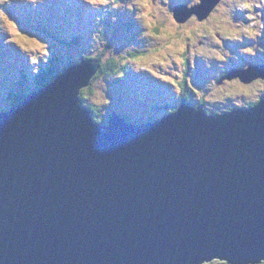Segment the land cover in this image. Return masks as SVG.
<instances>
[{"label":"water","instance_id":"water-1","mask_svg":"<svg viewBox=\"0 0 264 264\" xmlns=\"http://www.w3.org/2000/svg\"><path fill=\"white\" fill-rule=\"evenodd\" d=\"M98 68L71 65L0 112V264L264 262V99L102 124L80 103ZM229 74L250 83L264 65Z\"/></svg>","mask_w":264,"mask_h":264},{"label":"rangeland","instance_id":"rangeland-1","mask_svg":"<svg viewBox=\"0 0 264 264\" xmlns=\"http://www.w3.org/2000/svg\"><path fill=\"white\" fill-rule=\"evenodd\" d=\"M20 1L0 0V47L14 45L15 41L21 48L0 52V69H5L0 70V111L7 112L11 107L7 95L10 87L16 84L17 69L36 70L56 54L57 69L65 70L67 65L82 61L86 54L94 58L109 48L111 52L119 51L126 56H129L127 50L138 51V54L141 50L145 56L141 61H129L127 85L124 87L125 108L116 99L122 94L125 77H108L100 73L91 80L89 86L93 92L85 102L100 108V114L106 119L104 123L113 113H124L138 123L164 116L171 111L163 112V108L156 109L154 105L174 103L172 110H175L176 96L173 93L177 88L179 98L184 81L191 93L190 103H202L206 113L212 110L224 113L264 99V79H255L249 84L242 80L241 86L233 87L228 82L223 85V73H220V66L230 63L223 58V54H227V58L231 54L228 47L222 46L228 43L234 48V54L244 55L243 63L258 64L264 60V0L223 1L207 18L200 19L194 13L184 21H173L176 11L173 14V10L167 7L172 0ZM200 2L202 0L191 5L192 11L199 7ZM5 3L11 13L3 9ZM133 12L137 15L133 19L138 17L140 22L136 33H143L141 36L135 32L133 36L132 31L124 30L123 23ZM30 13L37 19L40 16L42 27L33 28L40 26L34 22V25H24ZM193 16L197 20L190 22ZM209 18L210 23L204 22ZM18 19L22 20V25L18 24ZM3 33H6L5 38H2ZM193 44L194 50L189 51L188 45L192 47ZM214 44L221 45L222 50L210 49ZM13 63L18 65L13 66ZM5 83L7 85L3 86ZM151 84L163 88L153 89ZM34 86V81L27 77L16 89L31 93ZM80 103L88 107L81 99ZM248 106L252 108L251 104ZM204 264L226 263L216 260Z\"/></svg>","mask_w":264,"mask_h":264},{"label":"trees","instance_id":"trees-1","mask_svg":"<svg viewBox=\"0 0 264 264\" xmlns=\"http://www.w3.org/2000/svg\"><path fill=\"white\" fill-rule=\"evenodd\" d=\"M173 14H174V12H173ZM172 19H173V21L176 19L175 14L173 15ZM38 21H39V19H37V17L35 18L31 15H30V19L25 20L26 23H32L31 25H34V24L37 25ZM176 21H178V20L176 19ZM33 22H34V24H33ZM139 23L140 22L138 20L130 18L126 24H123L124 30L128 31V32L132 31V34H134V32H135L136 35L141 36L143 33H140V34L138 32L136 33V29L139 26ZM26 27H27V25H26ZM155 28L158 29V27H155ZM46 31L47 30L45 29L44 32H46ZM141 40L144 41L143 39H141ZM106 50H107V52H104V49H103V51L100 52L98 55L93 56L94 59L98 60L100 65H101L100 70L95 75V77L100 73H104L108 77H114V75H119L120 77H125V81L123 83V90H121V92H120L122 94L119 97L117 96L119 104L121 105L122 108H125V106L123 105L124 100L126 102V97H124L125 96V93H124L125 88L124 87L127 85L126 77L128 76V69L130 67L129 61H131V60H133L134 62L141 61L142 57H144L145 54H143V52L141 50H139L140 54H138V51L127 50V51H129V56H126L122 52H119V51L117 53L111 52V48L106 49ZM89 57H91V56L88 54H86L84 56L85 59H90ZM57 61H58V56H56V54H54L51 57V59L48 60V63L46 65L41 64V66H39L37 68L38 70H37L36 75H34V76L32 75L34 77V80H33L34 85H35L34 91H36L40 88H43L44 86L51 83L63 71V70L57 69V67H58ZM28 73H29V71L27 69H23L21 71V74L19 75V78L17 79L15 85L22 84L23 80H25L27 78V76L31 77L30 75H28ZM133 86H134V84H133ZM92 92H93V90H92L91 86L84 87L80 93L81 101L83 100L84 105L86 104L90 108L95 121L104 124L106 119L100 114V112H99L100 108L98 106L94 107L93 104L85 102V98L88 97L90 94H92ZM180 93L181 94L178 93L179 94L178 100L181 102L190 103L191 93H190L189 88L186 85V81H184L183 84L181 85ZM27 95H29V93L24 92V91L23 92H16V93L12 94L10 96L11 97V106H15L16 104L21 103ZM173 105H174V103L173 104L169 103L164 108L167 111H171L174 108ZM154 106H156L155 108L157 109L158 105H154ZM235 109L236 108H232L228 111H225L224 113H228V112L233 111ZM202 110L206 115L224 114V113L217 112L216 110H212L211 113L208 112V114H207L206 113L207 110L205 109V111H204V106H202ZM122 116H124L128 121L138 123V121H136L135 119L133 120L132 118L126 116L124 113L122 114ZM222 262H224V261H222ZM262 264H264V262Z\"/></svg>","mask_w":264,"mask_h":264},{"label":"flooded vegetation","instance_id":"flooded-vegetation-1","mask_svg":"<svg viewBox=\"0 0 264 264\" xmlns=\"http://www.w3.org/2000/svg\"><path fill=\"white\" fill-rule=\"evenodd\" d=\"M223 1H230V0H221L219 3H218V5H217V8L218 7H220V4H222L223 3ZM199 2V0H193L192 2H191V0H172V3H171V5H169V6H167L168 7V9L170 10V11H172L173 10V12L176 10V8H177V5H184V9H192V7H191V5H193V4H196V3H198ZM216 8V7H215ZM175 9V10H174ZM192 16V15H191ZM197 20V18L195 17V16H193L191 19H190V22H192V21H196ZM204 22H206V23H210L211 22V20H210V18L208 19V20H206V21H204ZM219 37V36H218ZM202 41H204V42H206L205 40H203L202 39ZM225 43H228V42H225ZM189 46V51H193L194 50V44H193V46L191 47V45H188ZM222 46H226V47H228V49H229V43L228 44H225V45H222ZM188 48V47H187ZM217 48L219 49V50H222V47H221V45H217ZM210 49H212V50H214L215 51V49H216V47H215V44L213 45V46H211L210 47ZM234 55L235 54H230V56H229V58L227 59L226 58V56H227V54H223V58H225V61L226 62H229V60H233V58L232 57H234ZM241 65H237V64H230V63H227V64H225V65H223V66H220V73H223V80H224V84L223 85H226V83L228 82L229 84L231 83V86H241V85H239V84H241V79L240 78H237V77H234V78H232V79H229V78H227V73H228V71L229 70H231V69H234V68H238V67H240ZM218 69H219V67H218ZM258 80H260V81H263L262 79H258ZM256 81H254V83H255ZM254 83H252V84H254ZM236 87V88H237ZM232 91V90H231ZM264 95V94H263ZM262 98V97H261ZM257 103H258V101H257ZM251 104V106L250 107H253L256 103H248V104H246V105H244L243 107H246V108H249V106L248 105H250ZM202 104H200V106H201ZM235 108V107H234ZM168 113H170V112H168ZM168 113H166V114H168ZM165 114V115H166ZM154 120V119H153ZM152 121V120H151Z\"/></svg>","mask_w":264,"mask_h":264},{"label":"clouds","instance_id":"clouds-1","mask_svg":"<svg viewBox=\"0 0 264 264\" xmlns=\"http://www.w3.org/2000/svg\"><path fill=\"white\" fill-rule=\"evenodd\" d=\"M188 13H189V11H188ZM211 14V13H210ZM134 15L135 16H137L136 15V12H133V15H131L130 17H129V19L130 18H134ZM193 15V14H192ZM128 19V20H129ZM139 19V18H138ZM137 19V20H138ZM139 21V20H138ZM141 21V20H140ZM128 21L126 20V22H124L123 24H126ZM141 23H143L142 21H141ZM26 25H28L27 23H26ZM25 25V26H26ZM36 28V27H35ZM216 48H217V46H215ZM229 49H230V52H231V55L232 54H234L233 53V47L231 46V45H229ZM215 51H216V49H215ZM244 55H241V54H235L234 55V57H232L233 58V60H229V62L231 63V64H234V63H236V64H239V65H242V66H240V67H238V68H234V69H231V70H229V72L227 73L228 74V78L229 79H232V78H234V77H232V78H230L229 76H231V74H229L232 70H242V69H246V68H248L249 66H251V65H262L261 64V62L260 63H258V64H255V62H247V63H243V61H245V59H244V57H243ZM226 58H227V56H226ZM228 59V58H227ZM85 60H88V59H82V61H80V62H75V63H71V64H69V65H67V67L65 68V70L68 68V67H70L71 65H74V64H79V63H81V62H83V61H85ZM96 60V59H95ZM98 61V60H97ZM262 61V60H261ZM39 66H41V65H39ZM5 67V66H4ZM23 69H27L28 71H29V73H28V75H30V76H32V75H36V73H37V70L38 69H36V70H33V71H30V69H28V68H19V69H17V71H22ZM0 70H5V69H3V68H1ZM65 70H63L62 72H64ZM61 72V73H62ZM60 73V74H61ZM21 74V72L19 73V75ZM59 74V75H60ZM28 77V76H27ZM235 77H237V76H235ZM258 79H261V78H257L256 80H258ZM242 81V80H241ZM246 84H249V83H246ZM7 85V83H5L3 86H6ZM16 86H18V85H15V86H11L10 87V92L8 93V95H7V97L9 98V100H10V104H11V95L12 94H14V93H16V92H19V91H15V88H16ZM159 88V87H158ZM149 89H151V88H149ZM153 89H157L156 87H153ZM30 95V94H29ZM28 96V95H27ZM163 96V95H162ZM80 99H81V97H80ZM24 100V99H23ZM261 100V99H260ZM259 101V100H258ZM20 104V103H19ZM19 104H16L15 106H17V105H19ZM15 106H11L12 108L13 107H15ZM10 107V109L8 110V111H10L12 108ZM82 107H84V106H82ZM7 111V112H8ZM6 112V111H5ZM121 115V114H120ZM124 117V116H123ZM127 120V119H126ZM128 121V120H127ZM131 122V121H130ZM215 260H219V261H223V260H220V259H214V260H212V261H209V262H213V261H215ZM224 262H226V261H224ZM205 263H208V262H205ZM227 263V262H226ZM263 263V262H262ZM262 263H260V264H262ZM204 264V263H203ZM228 264V263H227Z\"/></svg>","mask_w":264,"mask_h":264},{"label":"bare ground","instance_id":"bare-ground-1","mask_svg":"<svg viewBox=\"0 0 264 264\" xmlns=\"http://www.w3.org/2000/svg\"><path fill=\"white\" fill-rule=\"evenodd\" d=\"M9 33V32H8ZM133 36H134V34H133ZM2 48H4V49H6V50H8L6 47H3L2 46ZM1 48V49H2ZM90 59H88V60H94V58H92V57H89ZM98 71L100 70V67H101V65H100V63H99V61H98ZM97 71V72H98ZM174 112H176L177 111V108L175 109V110H173ZM169 114H171V112L170 113H168V114H166V115H164V116H162V117H158V118H156V120H152V121H157V119H161V118H164L165 116H167V115H169ZM145 123V122H144ZM136 124H140V123H136Z\"/></svg>","mask_w":264,"mask_h":264}]
</instances>
